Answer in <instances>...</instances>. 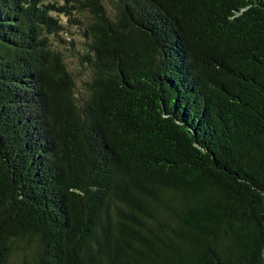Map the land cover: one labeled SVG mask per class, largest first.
Listing matches in <instances>:
<instances>
[{
  "label": "trees",
  "instance_id": "1",
  "mask_svg": "<svg viewBox=\"0 0 264 264\" xmlns=\"http://www.w3.org/2000/svg\"><path fill=\"white\" fill-rule=\"evenodd\" d=\"M0 264H264V0H0Z\"/></svg>",
  "mask_w": 264,
  "mask_h": 264
},
{
  "label": "rangeland",
  "instance_id": "2",
  "mask_svg": "<svg viewBox=\"0 0 264 264\" xmlns=\"http://www.w3.org/2000/svg\"><path fill=\"white\" fill-rule=\"evenodd\" d=\"M64 23H66L67 19L65 17L62 18ZM68 33L63 34L67 39V42L60 43V48L64 50L67 63L70 66L73 73L78 77L80 86L83 85L82 79H87L89 77V68L81 63V59L76 53L77 49H83V41H84V29H81L79 26H74L73 24H69ZM70 39L74 40V47L72 46Z\"/></svg>",
  "mask_w": 264,
  "mask_h": 264
}]
</instances>
